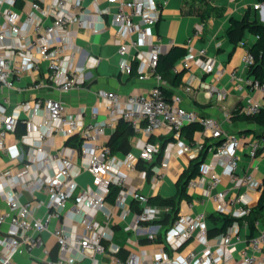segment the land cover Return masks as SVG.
<instances>
[{"label":"built area","instance_id":"obj_1","mask_svg":"<svg viewBox=\"0 0 264 264\" xmlns=\"http://www.w3.org/2000/svg\"><path fill=\"white\" fill-rule=\"evenodd\" d=\"M16 1L0 0V153L9 162H0V200L4 204L3 208L0 201V224H9L0 235V264H11L13 255L43 247V235L48 231L61 253L58 264H81L87 256L93 258V264H102L100 256L108 257L103 264H264V216L252 222L247 218L258 205L264 179L254 172L257 164L239 173L242 155L251 159L264 156V135L247 140L239 133L226 132L218 118L201 117L196 110L184 107L180 95L167 97L166 80L155 72L161 55L156 42H150L148 53L137 51L134 56L139 79L150 74L155 78L148 91L123 96L116 90H104L101 107L92 111L89 121L82 112L68 115L62 99L40 95L38 91L52 86L66 93L83 82L84 74L76 71V54L66 33L71 25H86L76 12L81 0H50L48 10L41 4L44 0H34L30 12L18 9ZM112 1L119 6L111 22L123 36L137 30L143 38L160 18L155 0ZM254 8L264 11V0H257ZM36 12H42L50 21L46 23L45 17ZM204 25L200 22L195 26L193 37L202 34ZM199 52L200 56L186 53L183 68L196 64L205 72H214L217 80L227 74L225 66L217 65L213 58H203L204 48ZM118 53L121 71L131 72L128 46L121 43ZM39 58L48 60L47 78L27 86L35 94L32 98L13 103L10 92L22 90L17 82L25 72L39 68ZM95 61L91 64L95 65ZM243 62L248 70L255 64L256 56L250 49ZM230 76L244 81L250 89L238 107L241 114L254 115L264 109V81L249 73L241 78L234 70ZM200 86L219 100L226 96V90L211 83L201 82ZM191 89L188 81L186 90ZM34 109L46 116L36 121L35 129L10 143L9 136L21 121L32 125L30 117L23 113ZM121 120L129 122L135 133L146 136L138 154L117 156L112 152L108 144L111 137L106 133L109 128L115 131ZM198 121L218 144L212 158L204 159L198 175L187 183L190 198L179 201L176 216L165 225L161 220L172 206L151 203L150 195L143 192L137 180L148 184L152 191L158 190L175 158L183 154L190 160L197 158L205 149L204 143L185 140L182 130ZM158 132L160 139L167 136L165 144L157 138ZM57 133L67 135L69 144L44 150L43 140ZM23 155H36L35 175H28L29 164ZM84 174L91 180L85 186L78 180ZM224 178L229 179L231 187L222 186ZM112 186L118 187L113 202L107 199ZM198 188H203V194L212 201V211H195L198 203L193 195ZM23 191L29 192L31 198L23 199ZM38 192L46 197L38 198ZM252 192L258 194V200L250 195ZM40 210H45L44 214L39 215ZM219 215L232 220L224 230L213 233L216 224L212 217ZM54 220L59 224L52 227ZM119 225L135 235V244L144 240L158 243L160 248L152 253L125 252L115 241Z\"/></svg>","mask_w":264,"mask_h":264},{"label":"crops","instance_id":"obj_2","mask_svg":"<svg viewBox=\"0 0 264 264\" xmlns=\"http://www.w3.org/2000/svg\"><path fill=\"white\" fill-rule=\"evenodd\" d=\"M33 1L18 0L16 7L23 12H30L33 10L31 7ZM155 2L160 7V18L150 28L149 34L141 38L137 30L123 36L118 32L117 27L112 24V17L118 10V2L112 0H81V6L76 12L79 16H83L86 25L83 27L71 25L67 28L66 33L76 54V71L84 74L83 82L66 93H61L54 87L47 86L38 91V94H48L62 99L66 105L68 115H76L82 112L85 121H89L92 111L101 107L102 91L116 90L123 96H129L130 94L148 91L155 84V78L151 74L140 80L138 71H121L119 66L120 55L118 53V46L121 43L128 46L129 62L134 61L137 51L148 53L151 48L150 42H156L159 45L161 55L167 53L173 46H182L186 48L187 53L192 52L196 56H200L199 51L204 48L206 54L203 58H213L217 65H223L227 68V74L217 80L214 72H205L196 64H192L190 68H183V57H181L175 62L174 69H172L173 72L182 73L180 84L173 86L166 81L165 87L171 92L167 95L169 97L173 94L180 95L182 105L188 109L196 110L201 117L213 116L218 118L226 132L239 133L246 136L247 140L260 138L264 133L263 125L246 117H232V112L242 104L250 89L244 81L232 80L230 76V72L233 70L238 72L241 78L249 73L248 68L244 66L243 57L247 49H250L258 38L248 27L244 29L238 42H234L228 33L233 19L245 20L246 23H264V11H258L254 8L257 0H155ZM49 3L50 0L41 2L45 10L49 9ZM36 14L45 17L42 12H36ZM44 19L46 23L50 21L48 17ZM200 22L205 24L202 34L193 37L195 26ZM39 59V68L25 72L17 82V86L22 90L10 92L13 103L32 98L34 93L27 90V86L34 80L47 78L49 72L48 60ZM93 61L96 62L95 65L91 64ZM188 81L192 83L191 90H186ZM201 82L211 83L220 89L223 88L226 90L225 98L219 100L215 94L202 88L200 86ZM11 111L12 105L8 108V112L11 113ZM45 114L36 109L29 111L28 114L23 113L24 117H30L32 125L29 127L21 121L16 132L9 136L8 141L14 143L29 129H35L36 125L34 124L45 117ZM200 126L203 129H200ZM114 132L113 129L109 128L106 134L111 137ZM160 134L158 132L156 135ZM182 134L185 140L203 142L206 153L205 159L212 158V150L218 144V140L211 137L204 130L201 122L187 124L183 128ZM145 139L146 136L143 133L134 132L121 144L115 154L122 156L128 152L135 153L139 151V145ZM161 139L164 141L168 138L165 136ZM65 144H69V137L64 133H57L45 138L42 147L44 150L50 151ZM23 146L27 147L25 144ZM23 156L24 162L29 164L28 175H35L38 171L36 155ZM7 159L5 154L0 153V162L3 165H9ZM190 161L186 154L175 158L171 163V169L167 177L160 183L158 190L152 191L148 184L139 183L138 180L137 183L141 186L143 192H147L150 196L155 194H161L164 197L172 196L177 191V181L185 169L189 167ZM255 164L258 165V168L254 171L256 176L264 179V156L251 159L246 154L242 155L239 173L242 174L247 169H253ZM20 167L24 168L26 166L20 164ZM223 185L226 187L232 186L228 178H224ZM202 191L203 188L194 191V200L198 203L199 209L210 212L214 209L213 203ZM250 195L255 197L256 200L259 198L255 192L250 193ZM36 196L42 199L46 197L41 192H38ZM22 198L29 199L31 196L29 192L23 191ZM0 201L4 208L2 200ZM44 212L45 210H40L38 214L41 215ZM58 224L59 222L54 220L52 227ZM8 228V222L0 224V235L5 233ZM116 229L115 241L124 248L125 252L128 250H146L152 253L160 248L158 243H149L144 240L135 244L134 234L126 233L120 225ZM43 239V247L36 248L30 253L13 255L11 264H58L61 253L54 235L48 231L44 233ZM121 255L124 256V253L122 252ZM107 258V256L99 257L102 264L107 261ZM93 263L94 260L90 256H87L81 262V264Z\"/></svg>","mask_w":264,"mask_h":264},{"label":"trees","instance_id":"obj_3","mask_svg":"<svg viewBox=\"0 0 264 264\" xmlns=\"http://www.w3.org/2000/svg\"><path fill=\"white\" fill-rule=\"evenodd\" d=\"M18 0L16 1V4ZM249 28L251 32L258 35L257 42L251 46L250 50L256 56L255 64L250 68L249 74L254 75L256 78L264 81V23H246L245 20H236L233 19L231 21V26L228 29L229 36L234 42H238L243 34L245 28ZM187 53L186 48L182 46H173L167 53L162 54L158 60V64L156 66L155 72L160 73L162 77L168 81L173 86H178L180 84L182 73L180 72H173L175 62L184 57ZM132 70L131 72L137 71V61L134 60L132 63ZM164 93L167 97L171 93L166 87H164ZM168 94V95H167ZM232 117L234 118H241L246 117L252 121H255L264 126V109H262L259 113L254 115H245L239 112L238 107L234 109L232 112ZM203 129V127H199ZM134 134V129L130 125L129 122L121 120L115 132L111 136L108 144L112 149V152L115 153L120 147L121 144L128 139L130 135ZM264 135V133L262 134ZM73 141V140H70ZM166 140H164L165 144ZM206 157L205 149L204 151L197 157L190 161L189 167L185 169V171L180 176L179 180L176 183L177 191L174 195L164 197L160 194L150 196V202L153 204L158 205H170L172 206V210L170 213L164 215L161 222L163 224H168L170 220H172L177 213L179 201L183 198H190L189 194L187 193L186 186L189 180L199 173L200 164L204 161ZM118 193V187L112 186L110 194L107 196L109 201H114L116 195ZM136 208L138 205L135 203ZM264 216V190L262 195L259 199L258 205L254 208L247 218L252 222L255 218ZM215 224L216 229L213 233L224 230L226 226L231 222L232 218L219 215L212 217ZM117 230V229H116ZM125 256V255H124ZM123 256V257H124Z\"/></svg>","mask_w":264,"mask_h":264},{"label":"rangeland","instance_id":"obj_4","mask_svg":"<svg viewBox=\"0 0 264 264\" xmlns=\"http://www.w3.org/2000/svg\"><path fill=\"white\" fill-rule=\"evenodd\" d=\"M100 118H102V116L100 117ZM109 131V129L107 130V132ZM136 154H138V151L137 152H135ZM78 180H79V182L83 185V186H85V185H87L89 182H91V180H90V175H88V174H85V175H83V176H80L79 178H78ZM149 187V186H148ZM146 194H147V192H145ZM161 195V194H160ZM195 211H199V207L198 206H196L195 207ZM263 227V226H262Z\"/></svg>","mask_w":264,"mask_h":264}]
</instances>
